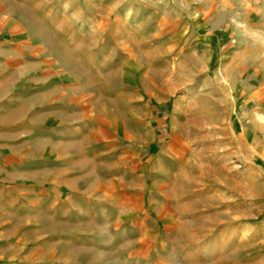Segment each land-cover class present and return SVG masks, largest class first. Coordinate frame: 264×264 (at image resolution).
<instances>
[{
  "label": "rangeland",
  "instance_id": "1",
  "mask_svg": "<svg viewBox=\"0 0 264 264\" xmlns=\"http://www.w3.org/2000/svg\"><path fill=\"white\" fill-rule=\"evenodd\" d=\"M0 7L22 85L49 69L47 39L69 41L71 83L101 90L104 128L96 204L79 223L37 228L31 206L0 189V264H264V0ZM56 233L70 235L52 256Z\"/></svg>",
  "mask_w": 264,
  "mask_h": 264
},
{
  "label": "crops",
  "instance_id": "2",
  "mask_svg": "<svg viewBox=\"0 0 264 264\" xmlns=\"http://www.w3.org/2000/svg\"><path fill=\"white\" fill-rule=\"evenodd\" d=\"M6 15L0 7V19ZM46 45L47 49L57 48L52 56H46L51 58L49 69L35 70L30 76L36 82L22 85V50H14L0 39V163L15 164L13 169H2L9 185L2 181L0 189L14 193L15 206H31L29 220L37 228H43L44 221L66 227L72 217L79 223L86 208L95 207V160L102 157L104 142V128L95 117L101 90L71 83L72 78L80 77L71 73L69 41L51 37ZM43 61L32 60L30 65L38 67ZM91 75L96 77V73ZM39 78L46 80L38 82ZM107 139L112 143V138ZM89 214L93 216L94 211ZM69 235L46 237L53 242L52 256L56 254L55 240ZM43 264L79 263L52 260Z\"/></svg>",
  "mask_w": 264,
  "mask_h": 264
}]
</instances>
